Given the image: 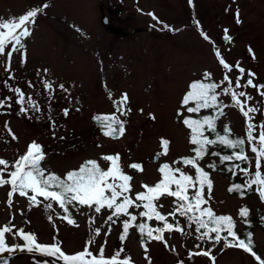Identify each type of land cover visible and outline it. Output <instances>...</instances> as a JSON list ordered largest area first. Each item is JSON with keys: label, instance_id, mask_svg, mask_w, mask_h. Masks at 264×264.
<instances>
[{"label": "rangeland", "instance_id": "1", "mask_svg": "<svg viewBox=\"0 0 264 264\" xmlns=\"http://www.w3.org/2000/svg\"><path fill=\"white\" fill-rule=\"evenodd\" d=\"M32 8L42 11L29 25L32 34L25 38L26 50L14 52L10 64L6 54H0V100L11 104V108H0V158L8 161L9 167L33 141L40 143L45 151L42 166L61 176L89 158L97 159L106 169L109 165L100 158L119 154L124 173L132 176L130 195L134 197L146 191L143 184L154 186L161 179V164L175 167L174 161L192 153L191 130L177 112L192 116L181 108L182 98L190 90V84L204 78L205 72L211 74L213 82L221 84V89L225 86L221 83L224 72L216 49L233 67L240 62L246 72L254 73V84H264V0H192L191 3L189 0H0V20L18 18ZM225 29L230 41L224 40ZM201 31L214 42L215 48L203 39ZM10 50L9 45L6 51ZM25 51L26 62L22 55ZM237 74L234 71L229 76L234 80ZM246 79L247 75L241 83H246ZM46 80L53 84L51 90L44 87ZM16 87L25 94V103L31 98L39 112L29 109L26 114H18L20 105L12 91ZM233 90L246 91L251 97L240 98L244 111L249 107L258 111L245 118L230 96L220 95V102L228 106L222 109L219 125L228 124L246 141V125L251 122L256 126L253 134L258 143L259 125L264 123V96L260 94L264 90L251 86L240 89L234 84ZM108 93L112 94V100ZM125 93L129 98L126 107L131 111L121 115L113 101ZM65 109H68L66 116ZM95 114H115L125 121L124 135L118 139L103 136L92 121ZM6 123L11 134L5 128ZM12 134L17 138L12 139ZM162 139L170 141L166 156ZM157 153L160 155L154 162ZM246 155L254 156L247 141ZM207 161L206 158L200 163L206 170ZM137 163L142 170L130 172L129 167ZM179 166L194 175L190 166L182 163ZM254 170L253 163L250 171ZM4 178H8L7 172ZM211 179L212 189L204 190L207 204L202 206L211 207L216 215L232 216L239 228H243L239 211L242 207L249 208L256 247L264 259V220L261 219L264 201L259 198L256 186H252L249 196L239 197L228 191L230 183L225 173L212 172ZM10 190V185L0 186V228L10 223L13 233L22 228L36 234L39 243L59 240L66 254L87 247L98 257L103 247L105 258H111L123 248L119 258H130V264H149V261L150 264L180 261L258 264L251 253L225 246L223 240L215 245L212 240H197L200 233L195 231L193 223L190 225L179 215H169L175 207L174 197H160L159 204L163 207L158 205L157 210L168 222L177 220L179 227L190 234H181L174 227L171 232L163 233L164 240L149 239L142 244L134 224L125 240H120L123 220L128 217L114 216V222L108 221L113 210L105 208L96 213L94 208L77 204L72 207L73 225L68 223L69 216L58 203L54 202L52 209H45L48 201L43 197L37 198L40 204L30 207L27 197L15 193L9 207ZM138 211H143L142 206L139 210L129 209L137 215L136 222L147 221ZM65 216L67 219L62 218ZM149 222L154 227L163 223L155 217ZM5 239L9 247L17 243L20 247L0 253V264H44L46 259L48 264H53V257L29 252L22 239L12 234H6ZM203 251H209V255L195 254Z\"/></svg>", "mask_w": 264, "mask_h": 264}, {"label": "snow or ice", "instance_id": "2", "mask_svg": "<svg viewBox=\"0 0 264 264\" xmlns=\"http://www.w3.org/2000/svg\"><path fill=\"white\" fill-rule=\"evenodd\" d=\"M191 2L192 0H189V3ZM41 11V8H32L18 18L0 20V54H6L9 64L14 52L21 53V50H26L25 38L30 37L32 34L29 25L34 23L37 14ZM149 15L152 14L149 13ZM153 19H156L154 15ZM196 23L199 24L198 21ZM237 23H239L238 11ZM164 27L166 28L167 25H164ZM224 31L226 33L224 40L230 41L231 37L227 35L228 30L225 29ZM200 34L204 40L213 43L215 48L214 42L210 40L206 33L201 31ZM9 45L11 46V50L6 51ZM249 52H252L251 48H249ZM215 54L219 64L223 68L224 75L221 83H224L225 86L221 89V84L212 82L211 74L205 72L203 74V81L196 80L190 84V90L182 98L181 108L186 109L187 113L192 114L199 113L201 109H221V111H218L216 116L203 115L201 118L192 119L185 116L183 111L178 110L177 116L182 118L183 124L191 129L190 143L194 146L192 151L195 155L174 161L175 167L169 163L161 164L159 173L162 178L154 186L143 184L142 187L146 191H140L132 197L130 195L132 192V176L124 173L120 165L119 154L104 155L100 158L109 165L106 169L101 166L97 159L89 158L85 159L77 168L67 171L64 176L58 175L42 166V162L46 158L45 151L40 143L33 141L27 146L26 152L20 155L11 167H9L8 161L0 158V166H3L0 169V186H11V190L8 192V206L11 207L12 205L13 194L18 193L20 197H27L30 207L40 204L41 201L37 198L43 197L44 201H48L44 204L45 209H52L55 202L59 204L64 213L69 215V206H76L77 204L79 206L86 205L89 208H94L96 213H100L102 209L107 208L113 210L107 217L108 221L114 222V216L117 219L121 218V215L128 217L123 220V233L119 237L121 241L125 240L129 228L133 225V222L137 221V215H133L129 212V209L134 207L139 210L142 206L143 211H138L140 217H147L148 220H152L155 217L157 221H163V226L156 228L149 227L143 222L135 224V227L138 228L141 234L143 244L145 233L146 239L160 241L164 240L163 233L166 230L169 232L173 230L174 224L167 221L165 215H162L157 210V206L163 207V205L159 204V198L162 196H165V198L176 197L175 207L169 215L175 216L178 212L180 216L187 217L190 225L194 223L195 231L200 233L197 236V240L203 242L212 240L214 245L223 240L225 246L243 249L245 252L251 253L258 261V264H264V259L257 256L252 250L251 232L244 234L246 239L240 238L234 230L236 222L232 216L216 215L211 207H201L207 204V200L204 199L203 195L205 185H207L210 191L212 189V181L209 179V173L200 166V162L209 154V146L216 145L217 142L221 145H226L232 150L231 154L219 157L221 164L226 161L236 160L240 161L241 164L246 163L248 165L245 168H241V171L246 176L243 185L234 183L228 191H238L243 197L245 189L251 190L252 186L255 185L256 190L259 192V198L264 201V123L259 125L258 143L257 137L253 134V129L256 126L251 122H248L246 125V141L247 144L251 145L253 157L246 155L245 139H230V130L227 125L224 128L223 135L217 131L215 125L216 118L223 115L222 109L228 106L219 102L220 95L230 96L233 105L241 109L245 118H249L250 113L258 111L254 107H249L246 111L243 110L240 98L247 97L250 100L251 97L248 96L246 91H234L233 84L236 88L240 89H246L251 86L260 90H264V84H254L253 77L255 74L251 71L246 72V69L240 65V62H237L233 67L226 62L218 49H216ZM22 55L26 62V51ZM234 71L238 74L233 80L230 78L229 73ZM245 75H247L246 83H241ZM5 86H7V81L5 82ZM44 87L51 90L53 84L46 80L44 81ZM59 87L67 91L63 84H60ZM218 89H221V91L218 92ZM12 91L16 94V103L20 105L18 114H26L29 109L32 112L40 111L39 107L31 101V98H28L27 104L25 103V94L20 88H13ZM260 94L264 96V91H261ZM108 98L112 100L111 93H108ZM128 100L129 98L125 93L119 100L113 101L116 111L121 115H127L131 111L130 108L126 107ZM3 107L11 108V104H8L7 100H0V108ZM64 115H68V109L64 110ZM151 118L155 119L154 116ZM93 119L100 123L103 135L106 137L116 139L125 133V121L120 120L115 114L96 115ZM5 128L11 134V129L7 123L5 124ZM205 132L214 134L216 139H210L209 136L205 135ZM16 138L12 134V139ZM169 143L170 141L167 139H162L161 141L165 156L168 154ZM159 155L157 153V158ZM211 155L217 156L219 153L211 152ZM181 163L194 169V175H189L181 168L179 166ZM253 163L255 170L250 171ZM207 167L215 169L217 165L210 163ZM236 167H240V165ZM131 168L142 170L141 164L138 163L132 164ZM229 171L231 172L233 169L229 168ZM5 172L8 173V178H4ZM189 189L193 190L191 194L189 193ZM239 215L242 218L247 217L249 209L242 207ZM62 218L67 219V216ZM48 219L51 221L52 216L49 215ZM261 219L264 220V217ZM68 223L75 225V220L68 219ZM175 230L181 234H190L185 233L184 229L179 227L178 224L175 225ZM98 232L99 230L97 229L96 233L98 234ZM222 232L226 233L223 237L221 236ZM213 233L215 234L214 237L211 235ZM6 234H12L22 239L25 242L24 247L29 252L35 251L46 258H57L63 264H130V258H119L121 252H123V248L117 251L111 258H105L103 247L99 249L98 257L93 255L87 247L80 252L66 254L62 250L59 240H55L51 244L39 243L36 234L25 232L22 228L13 233L10 223L0 228V253L12 252L15 248L20 247L18 243L9 247L5 239ZM92 242L90 238L88 243L91 244ZM196 247L199 248L200 245L197 244ZM145 251H147L146 247ZM195 254L208 256L209 251L197 252ZM192 255L193 253L190 252L189 256L191 257ZM44 264H48L47 259L44 261ZM53 264H55V261H53ZM179 264H184V262L180 261Z\"/></svg>", "mask_w": 264, "mask_h": 264}, {"label": "trees", "instance_id": "3", "mask_svg": "<svg viewBox=\"0 0 264 264\" xmlns=\"http://www.w3.org/2000/svg\"><path fill=\"white\" fill-rule=\"evenodd\" d=\"M202 81L204 80V78H202L201 79ZM213 82V81H212ZM219 102H220V99H219ZM218 111H221V109H216V110H209V109H201V111L199 112V113H196V114H192V116H189L190 118H192V119H198V118H201L203 115H213V116H216V114H217V112ZM223 111V110H222ZM222 115H220V116H218L217 118H216V120H215V125H216V129H217V131H219L222 135L224 134V128H225V126L227 125L228 126V128H229V138L230 139H235V138H243V139H245L242 135H239V134H237L236 132H234L233 131V129L228 125V124H224V125H222V127H220V125H219V118L221 117ZM191 130V129H190ZM205 135H207V136H209V138L210 139H216V137H215V135L214 134H212V133H210V132H205ZM193 145H192V148H191V151H192V149H193ZM211 152H218L219 153V155H217V156H212L211 155ZM231 152H232V150L230 149V148H228L226 145H221V144H219V142H217V144L216 145H210L209 146V154L208 155H206L205 156V158L202 160V161H204V160H206V158L208 159V161L206 162V166H208V164H210V163H215L216 165H217V167L215 168V169H209L208 168V170H206L205 168H204V170L205 171H207L208 173H209V179L212 181V179H211V173L212 172H223V173H225L227 176H228V179H229V183H230V186H229V188L230 187H232L233 186V184L235 183V184H241V185H243V183H244V181L246 180V176H245V174L241 171V168H245V167H247L248 165L245 163V164H241L240 163V161H236V160H233V161H226V162H224L223 164H221L220 163V159H219V157L220 156H223V155H228V154H231ZM195 154H194V152L192 151V153L190 154V155H187V156H194ZM187 156H184V157H187ZM184 157H182V158H184ZM182 158H181V160H182ZM201 161V162H202ZM200 162V163H201ZM237 165H240V167H236ZM201 166V165H200ZM202 167V166H201ZM203 168V167H202ZM229 168H232L233 169V171H229ZM162 178V177H161ZM173 188H174V186H173ZM207 188V185H205V188H204V190ZM193 190L192 189H189V193L191 194V192H192ZM250 192H251V190H248V189H245V194L243 195V197H247V196H249V194H250ZM231 194H236V195H238L239 197H242L241 195H240V193L238 192V191H233V192H231ZM174 198H176V197H174ZM177 199V198H176ZM72 207H77V205L76 206H69V208H70V215L69 214H67L69 217V219H73L71 216H73V212H72ZM201 207H204V206H201ZM206 208V207H205ZM249 209V208H248ZM177 215H179V213L177 212L176 213V216ZM197 215H198V213H197ZM178 217H180V215L178 216ZM181 218H183V219H185V220H187V217H184V216H181ZM234 219V221L236 222V227H235V231L237 232V235L240 237V238H244V239H246V237H245V233H247V232H251L252 233V245H253V252H255L256 253V255L257 256H260L261 254H260V251L257 249V247H256V242H255V240H254V236H253V220H252V217H251V213H250V211H249V215L247 216V217H244V218H242L241 216H240V219H241V222H242V224H243V228H239L238 227V222H237V220L235 219V218H233ZM177 220H175L174 222H172L173 224H174V227H175V225L177 224V222H176ZM141 222H143V223H146L149 227H152V228H156V227H162L163 226V223L160 225V226H152L151 225V223L149 222V220H147V221H140V222H133V224H134V226H135V224H138V223H141ZM194 224V223H193ZM194 226H195V224H194ZM136 231L138 232V238L142 241V237H141V234H140V232H139V230H138V228L136 229ZM203 231V230H202ZM199 234V233H198ZM226 233H224V232H222L221 233V236L223 237L224 235H225ZM154 235H155V233H154ZM200 235V234H199ZM144 236H145V239L143 240V242L145 243V242H147V241H149V239H146V233L144 234ZM261 257V256H260Z\"/></svg>", "mask_w": 264, "mask_h": 264}, {"label": "water", "instance_id": "4", "mask_svg": "<svg viewBox=\"0 0 264 264\" xmlns=\"http://www.w3.org/2000/svg\"><path fill=\"white\" fill-rule=\"evenodd\" d=\"M95 121V120H94ZM96 122V124L100 127V129H101V131H102V133H103V130H102V127H101V125H100V123H98L97 121H95ZM120 137V136H119ZM118 137V138H119ZM157 160V155H155V157H154V161H156ZM131 170L132 171H135V172H137V171H139V169H133V168H131Z\"/></svg>", "mask_w": 264, "mask_h": 264}]
</instances>
